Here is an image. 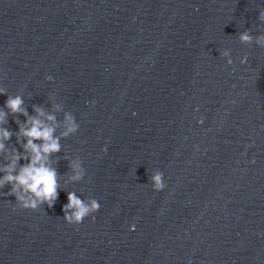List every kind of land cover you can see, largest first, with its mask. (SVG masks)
<instances>
[{
  "label": "clouds",
  "instance_id": "clouds-1",
  "mask_svg": "<svg viewBox=\"0 0 264 264\" xmlns=\"http://www.w3.org/2000/svg\"><path fill=\"white\" fill-rule=\"evenodd\" d=\"M258 19L264 22V10L260 11ZM239 41L243 44H251L253 40L260 47H264V34L253 36L251 29L239 33ZM227 57V63L232 64L230 50L220 53ZM51 79V77H49ZM0 95H7L3 108H0V154H6L8 162L0 166V190L10 185L7 196L15 197V205L20 210L36 211L41 206L47 205L52 208L58 199L60 189L59 174L52 166L51 157L61 151V139L74 135L80 125L71 112L64 111L60 103H52V112H46L43 107L33 105L35 115H29L24 106L22 95H9L4 87H0ZM54 101L55 96H50ZM4 109H7L5 111ZM57 112H63V119L58 120ZM14 118L23 116V123L16 119L18 125L17 143L21 144L23 153L15 148L6 149L5 142L11 139L13 133L3 127L8 123L7 117ZM63 124V131L56 135L57 128ZM23 138V143L21 139ZM39 141V143H37ZM21 160L27 163L20 164ZM70 176L72 182H80L86 175L79 157L69 161ZM153 189L163 190L166 183L163 180V173L155 171L150 176ZM67 203L63 205V219L69 225H79L87 217L92 216L100 209L97 199H82L75 192H67Z\"/></svg>",
  "mask_w": 264,
  "mask_h": 264
}]
</instances>
